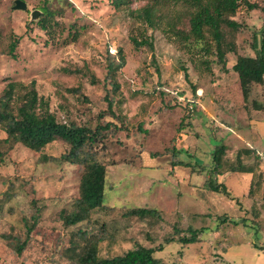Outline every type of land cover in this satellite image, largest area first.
I'll use <instances>...</instances> for the list:
<instances>
[{
	"label": "rangeland",
	"instance_id": "obj_1",
	"mask_svg": "<svg viewBox=\"0 0 264 264\" xmlns=\"http://www.w3.org/2000/svg\"><path fill=\"white\" fill-rule=\"evenodd\" d=\"M13 1L0 0V90L9 80H35L59 119L68 114L94 124L106 106L107 55L117 57L120 49L125 63L114 73L122 119L98 146L106 164L104 201L88 219L65 226L58 218L77 196L80 175L76 164L44 158L62 153V141L40 152L0 142V264H73L69 248L80 246L78 232L100 233V257L121 254L139 242L153 248L161 263L264 264V201L250 205L256 198L248 197L247 184L237 177L246 175L218 177L232 198L207 187L215 144L230 145V160L234 147L252 144L264 153V120L260 112L259 118L247 119L236 105L242 95L230 68L236 55L260 53L263 11L241 2L232 16L240 27L222 26L226 42L236 45L224 69L214 48L205 49L189 33L190 7L181 1L157 3L161 17L156 27H147L136 12L158 0H129L118 9L110 0H48L54 14L46 30L37 23L43 0H24L26 11L13 9ZM33 9L40 13L30 20ZM145 28L152 50L136 48L129 39ZM76 86L87 101L69 92ZM263 95L264 85L252 86L250 98ZM246 123L250 128L244 129ZM3 136L0 128V140ZM249 157L247 164L253 162ZM135 207L154 208L157 214L125 213ZM35 213L32 238L16 254L13 240L5 236L24 237L25 221ZM195 232V241L185 240Z\"/></svg>",
	"mask_w": 264,
	"mask_h": 264
},
{
	"label": "trees",
	"instance_id": "obj_2",
	"mask_svg": "<svg viewBox=\"0 0 264 264\" xmlns=\"http://www.w3.org/2000/svg\"><path fill=\"white\" fill-rule=\"evenodd\" d=\"M171 1L173 3L181 1L190 7L189 33L196 41H203L205 49L210 51L213 47L217 60L221 63L225 62L228 53L236 51L234 42L233 44L226 42L222 26H227L231 30L240 27V24L232 18L240 3L243 2L249 9L260 8L264 13V3L259 6L248 0H158L156 3H147L139 8L136 16L147 27H156L161 17L158 12L160 6H157V3L164 5ZM47 2L48 0H43V4L40 5L42 14L37 21L39 27L44 30H46L47 18H52L54 14ZM110 2L117 9L129 4V0H110ZM145 30L146 28L142 29L138 35H130L129 39L136 48L147 46L152 50V42L145 34ZM206 32L211 35L213 40L211 45L207 40ZM14 45L15 43L12 44V49ZM106 62V73L103 77V82L109 85L103 96L106 106L98 112L93 121L94 124L87 122V119L77 121L68 118V114L64 115L63 119H59L51 109L49 100L38 93L35 80H31L27 84L9 80L0 90V128L4 133L0 142L3 145L12 146L19 143L32 151L40 152L47 144L59 140L66 145V149L59 155H44V158L49 161L69 162L77 165L80 172L77 196L71 202L69 209L62 208L58 212V218L65 226L75 225L88 219L91 212L102 206L104 201L106 164L100 158L103 152L99 150L98 146L99 144L101 148L104 146L102 142L107 133L115 131L116 123L122 119L119 106H115L118 101L116 96L119 83L114 75L116 69L125 63L122 51L117 50V57L108 54ZM223 67L227 69L226 63L223 64ZM230 68L237 75L243 105L249 104L252 109L260 111L264 120V95L261 100L250 98L253 85H264V16L260 53L254 56L236 55ZM69 92L77 95L80 100H88V96L84 94L81 86L71 87ZM228 152L229 148L224 143L214 145L211 154V167L208 170V189L232 198L226 186L218 181L219 175L225 172H251L252 182L247 195L253 197L263 187L260 196L263 199L264 186L261 184L264 178L259 171V165L263 160L258 152L253 146L239 148L235 151L233 160L227 158ZM249 156L253 157V162L247 164L245 160ZM172 159H176L174 155ZM176 162L183 163L178 159ZM35 210L38 211V209ZM125 213L144 218L156 215L157 210L135 207L128 209ZM37 218L38 213H35L30 217V220L25 221L24 237L19 234H6L5 238L13 240L11 246L16 254H21L31 240ZM196 234L195 232L185 240L195 241ZM78 235L82 237L80 246L74 244L69 248L73 253L71 260L73 264H175V262H159L153 255L154 249L139 242H135L133 247L121 254L100 257L97 248L98 241L101 239L100 233L97 232L93 235L92 232H78ZM222 249L226 251L225 244Z\"/></svg>",
	"mask_w": 264,
	"mask_h": 264
},
{
	"label": "crops",
	"instance_id": "obj_3",
	"mask_svg": "<svg viewBox=\"0 0 264 264\" xmlns=\"http://www.w3.org/2000/svg\"><path fill=\"white\" fill-rule=\"evenodd\" d=\"M235 105V104H234ZM236 105L237 106H242L243 108H244V110L246 111V114H247V119H254V118H259L260 117V115H259V112L260 111H258V110H255V109H249V107L248 106H244L243 105V101H242V97L241 96H239V98H238V102L236 103ZM261 113V112H260ZM261 117H262V114H261ZM248 128H250V124L249 123H246L245 124V127H244V129H248ZM233 131V130H232ZM240 131H242V130H240ZM234 132L236 133L237 131L234 129ZM225 144V143H224ZM225 145H227V144H225ZM228 146V148L230 147V145H227ZM248 146H253L252 144H249ZM241 147H244V146H240V147H234V148H236V150H238L239 148H241ZM254 147V146H253ZM255 148V147H254ZM236 150H234V151H236ZM255 150L258 152V154L260 155V158H262V160H263V162H261V164L259 165V171L262 173V176H263V178H264V170L261 168V166L264 164V153H262L261 151H259V150H257L256 148H255ZM229 151H230V148H229ZM247 158H250V157H247ZM253 158V157H252ZM246 161V160H245ZM229 173H237L238 175L239 174H244V175H246V176H237L238 177V179L239 180H242L244 183H246L247 184V186H248V190H249V188H250V185H251V182H252V173L251 172H225V173H223V174H221V175H219V176H222V175H224V174H229ZM262 182V181H261ZM262 186H264V181L262 182V184H261ZM204 186V185H203ZM263 188V187H262ZM262 188H260L259 189V191L261 190V192H262ZM248 190H247V192H248ZM258 191V190H257ZM256 191V192H257ZM231 194V193H230ZM247 194V193H246ZM257 193H255L254 194V196L252 197V196H250V195H248V197H251V198H256V200H252V199H250L251 201H250V205H252V204H254L255 202H258L257 200H259V201H264V198L262 199V198H260V197H258L257 198ZM229 243V242H228Z\"/></svg>",
	"mask_w": 264,
	"mask_h": 264
},
{
	"label": "water",
	"instance_id": "obj_4",
	"mask_svg": "<svg viewBox=\"0 0 264 264\" xmlns=\"http://www.w3.org/2000/svg\"><path fill=\"white\" fill-rule=\"evenodd\" d=\"M12 8L15 10H23V11H26L28 9L27 4L24 0H14ZM39 13H40V10L38 9L31 10L30 20L38 18Z\"/></svg>",
	"mask_w": 264,
	"mask_h": 264
}]
</instances>
